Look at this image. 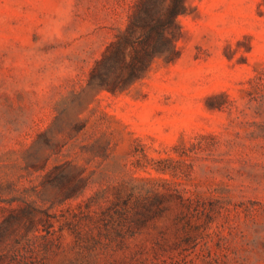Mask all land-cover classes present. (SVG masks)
I'll list each match as a JSON object with an SVG mask.
<instances>
[{"label":"rangeland","instance_id":"obj_1","mask_svg":"<svg viewBox=\"0 0 264 264\" xmlns=\"http://www.w3.org/2000/svg\"><path fill=\"white\" fill-rule=\"evenodd\" d=\"M135 1L0 0V264H264V0H187L112 92Z\"/></svg>","mask_w":264,"mask_h":264},{"label":"trees","instance_id":"obj_2","mask_svg":"<svg viewBox=\"0 0 264 264\" xmlns=\"http://www.w3.org/2000/svg\"><path fill=\"white\" fill-rule=\"evenodd\" d=\"M187 11V0H136L126 26L95 61L90 83L115 92L143 77L156 58L177 59L179 17Z\"/></svg>","mask_w":264,"mask_h":264}]
</instances>
